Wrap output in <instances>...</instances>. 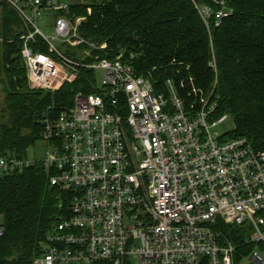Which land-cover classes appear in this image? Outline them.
I'll list each match as a JSON object with an SVG mask.
<instances>
[{"label": "built area", "instance_id": "1", "mask_svg": "<svg viewBox=\"0 0 264 264\" xmlns=\"http://www.w3.org/2000/svg\"><path fill=\"white\" fill-rule=\"evenodd\" d=\"M6 1L24 22L21 53L32 88L56 91L82 69L104 71L96 91L42 120L41 139L51 146L43 158L0 154V174L40 165L52 186L72 193L33 264H126L132 256L137 264H264V150L210 132L209 124L231 116L216 117L217 103L196 88L199 105L173 79L162 88L140 74L134 54L94 55L107 43L80 34L84 17L56 15L69 12L67 2ZM47 11L55 16L52 36L39 25ZM226 225L241 231V245Z\"/></svg>", "mask_w": 264, "mask_h": 264}, {"label": "trees", "instance_id": "2", "mask_svg": "<svg viewBox=\"0 0 264 264\" xmlns=\"http://www.w3.org/2000/svg\"><path fill=\"white\" fill-rule=\"evenodd\" d=\"M222 9L226 15L220 20ZM56 15L85 18L80 34L107 43L94 55L134 54L139 73L162 88L171 78L189 102L195 100L194 88L210 96L217 103L215 116L229 114L234 120L230 137H245L264 150V0H227L225 6L216 0H87ZM25 33L18 11L0 0L1 155L26 157L41 139L44 118L71 108L77 94L96 91L92 69H82L56 91L32 88L21 53ZM71 198V191L51 185L40 165L0 174V226L5 230L0 264H33ZM221 227L242 242L238 228Z\"/></svg>", "mask_w": 264, "mask_h": 264}, {"label": "rangeland", "instance_id": "3", "mask_svg": "<svg viewBox=\"0 0 264 264\" xmlns=\"http://www.w3.org/2000/svg\"><path fill=\"white\" fill-rule=\"evenodd\" d=\"M25 1V0H22ZM65 2H67L69 5L71 4H76V3H81V2H86L87 0H63ZM90 13V10H89ZM54 14L52 12H44L43 17L40 19L39 21V25L40 28L43 32H45V34L47 35H54L55 31H54ZM75 19V18H74ZM74 21V20H72ZM77 54L80 55L81 57H84L85 54L83 53V51L77 50ZM103 70L102 69H97L95 71L96 73V86L97 87H101L103 85ZM189 82L192 84V86L194 85L193 81H191V79H189ZM186 84H182V88L184 89V86ZM193 94L195 95V100L193 101L194 104L198 103L197 105L200 104V102L202 103V101L199 102V96H197V94H195L193 92ZM200 94V93H198ZM208 96H205V98H207ZM3 97L0 96V110L2 107V102ZM235 128V123L234 120L232 119V117H230L226 122L222 123V124H218L216 126H212L211 124H209V129L210 132L214 135V136H220L223 134H226L228 132H231L233 129ZM51 149V146L44 140L40 139L38 140V142L31 147L28 150V156L30 159H41L44 157L45 153ZM0 222H1V217H0ZM132 262L137 264L138 258L136 256H132L131 257Z\"/></svg>", "mask_w": 264, "mask_h": 264}]
</instances>
